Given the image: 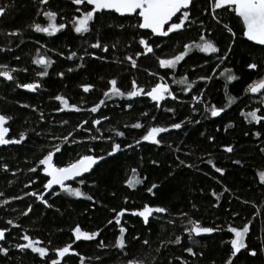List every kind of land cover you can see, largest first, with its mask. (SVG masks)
<instances>
[{
    "label": "trees",
    "instance_id": "1",
    "mask_svg": "<svg viewBox=\"0 0 264 264\" xmlns=\"http://www.w3.org/2000/svg\"><path fill=\"white\" fill-rule=\"evenodd\" d=\"M0 7L6 10L5 15L0 16V65L18 69L13 73L14 81L0 77V114L12 117L7 124L11 138H18L22 132L28 137L19 145L0 146V192L4 193L0 202L5 199L10 201L0 206V229H9L6 240L0 241V246L7 247L9 254L0 255V264H45L35 254L20 252L16 248L17 244L26 243L21 238L25 234L43 241L41 246L49 248V257L52 258H55L56 247L72 243L80 256L67 257L66 264H80L81 258L84 264H127L129 259L143 261L144 264H182V261L187 264H225L230 254L229 241L234 238L228 227L240 228L248 222H251L246 239L249 249L238 254V264H264V252L260 251L261 238H264V184L260 183L258 176L260 171H264V152L261 151L264 148V127L249 124L241 115V112L257 108L264 112V103H261L264 93L252 96L246 91L253 81L264 78V47L254 45L243 37V25L238 17L218 10L222 19L217 24L210 15V0H195L192 22L182 32L169 37H153L132 26L138 23L136 17L116 14L98 15L92 31L81 36L72 30L71 21L80 13L76 12L78 6L71 0H49L48 5L41 4L39 0H0ZM79 7L82 10L85 8L83 5ZM49 10L58 13V24L68 26L51 37L36 33L31 27L35 23L47 26V19L38 13ZM225 23L236 33L235 44H232L231 34L223 27ZM13 32L19 34L10 35ZM200 35L213 40L221 51L209 55L193 50L176 69L159 66V59L178 55L184 45L199 42ZM141 36L149 39L154 53L141 55L137 59V67L132 68L126 57L136 58L135 54L143 51L138 44ZM97 39L102 45L109 46L108 52L89 46ZM230 45L233 50L228 53ZM38 50L39 54L54 61L45 77L38 75L42 67L33 63ZM73 51L77 56L67 59ZM226 53L229 58L221 62L218 57ZM251 62L258 64L256 70L247 67ZM69 68L73 71L69 72ZM225 69H231L239 77V80L227 85L228 93L236 98L231 107H227L225 78L220 76ZM61 72L63 77L59 75ZM185 76L189 82H196L190 92L186 91L185 85L174 83V80ZM205 76L212 79H200ZM161 77L177 99L162 101L160 107H155L146 96L129 100L103 95L109 90L108 81L111 79H116L126 93L131 90L133 80L147 91L162 82ZM33 82L41 85L35 92L16 87L17 83ZM87 84L94 87L85 93L82 85ZM58 95L83 110L58 111L63 107L54 98ZM193 97H199L200 102ZM101 100H105V104L96 113H91L89 109ZM129 104L132 105L130 109L127 107ZM212 105L226 107L227 111L220 117H211L204 109ZM169 108L175 111H166ZM93 119H99L101 123L93 125ZM182 121L184 126L180 130L161 134L162 143L159 146L149 142L135 143L149 127H167ZM137 122L144 127H130ZM229 124L232 127L225 131ZM114 130L125 135L118 137ZM256 132L261 133L259 138L255 136ZM65 136L69 137L67 144L63 140ZM91 137L97 139L92 140ZM73 140L77 142L73 143ZM114 142L121 144L122 151L108 157ZM56 145L61 146V152L54 157L58 166H64L84 154L106 157L81 178L84 184L79 183L80 179L70 183L72 187H79L93 196L95 202L49 194L47 199L53 207L47 208L28 194L46 193L42 166L36 173L29 169L37 167L39 159ZM226 146H232L234 151L225 152ZM89 149L94 151L89 152ZM210 159L225 170L223 176L208 163ZM154 160L156 164L152 163ZM236 160L241 163H233ZM5 164L7 172L2 167ZM132 169L137 170L141 179L146 177L135 189L128 188L126 183L133 175ZM152 184L158 185L153 189L154 195L147 191ZM226 188L228 191H225ZM213 192L219 195V199ZM125 198L128 199L127 204L124 203ZM144 204L164 207L168 211L155 214L148 226L140 218L126 215L122 223L129 230V242L127 255H124L114 247L119 235L118 226L107 223L114 216L111 209L134 210ZM29 206L32 211L27 216L23 215ZM182 213H187V217ZM188 218L200 221L202 226L221 230L194 237L196 243H193L184 231L188 227ZM8 220L20 227L8 224ZM77 224L86 231L101 229L98 239L103 240L105 246L99 247L97 241L74 242L71 229ZM133 236H139L140 240H132ZM177 236L181 237V244L169 243ZM145 239L149 241L148 245L143 244ZM188 247H192L197 255L191 256L185 250ZM157 249L160 251L157 252ZM251 249L257 250L256 257L248 255Z\"/></svg>",
    "mask_w": 264,
    "mask_h": 264
},
{
    "label": "snow or ice",
    "instance_id": "2",
    "mask_svg": "<svg viewBox=\"0 0 264 264\" xmlns=\"http://www.w3.org/2000/svg\"><path fill=\"white\" fill-rule=\"evenodd\" d=\"M41 4L48 5L49 0H39ZM71 2L78 7L76 8V12L80 13V15L73 18L71 21L72 23V30L78 35H84L86 33H90L92 31V26L97 22L98 15H112L116 14L120 17H136L138 23L132 25L135 28L141 30H147V32L153 37H169L170 34L182 32L186 25L190 24L191 21V12L192 9L195 7V0H71ZM85 6L82 10L79 6ZM227 11L233 13L239 20L242 22L243 25V37L249 41L254 43L255 45L264 46V0H210V15L213 20L217 22V24L221 23V16L220 11ZM5 8L0 7V16L5 15ZM48 21L47 26H42L39 23L33 24L31 27L36 33H44L47 36H55L57 33L62 32L68 26L64 23H57V15L58 13L54 11H42L41 13ZM175 18V19H174ZM111 27V25H109ZM121 28L124 25H120ZM224 29L231 34L232 37V44L236 42V33L233 29L225 23L223 25ZM18 32L10 33V35H18ZM138 44L143 48L142 52H137L135 54L136 58L132 56H127L126 59L130 62L132 68L137 67V59L141 55H148L154 53V48L152 43L146 36H141L138 40ZM93 49H101L103 52L109 51V46L104 44L102 45L99 39L96 40L95 43H91L89 45ZM112 47H115L113 45ZM193 50L199 51L205 54H216L219 53L221 50L213 40L208 39L205 35H200L199 42L193 44H186L184 45L183 51H181L178 55L173 56L170 59H159V66L161 68L167 69H176L177 65L185 59L189 55L190 52ZM231 45L228 47L227 52H232ZM77 56L76 52H71L67 59H73ZM99 59V57H95ZM221 62L223 60H227L228 54H224L221 57H218ZM19 59V57H16ZM80 59H83L81 57ZM33 63L41 66L42 71L38 73L40 77H45L48 75V69L54 63L53 60L47 58L44 55L39 54L33 60ZM83 67V65H80ZM250 70H256L258 68V64L256 62H251L247 65ZM18 69L11 68L9 69L8 65H0V77H3L7 81H14L15 77L13 75L14 72H17ZM27 71V69H24ZM69 72L73 71V69L69 68ZM61 77H63L64 73H59ZM155 75V74H152ZM221 77L225 78V96L227 98V107H231L232 104L235 103L236 98L231 96L227 91V85L233 81L239 80V77L232 73L231 69H225L223 72L220 73ZM201 80H211L212 77H200ZM161 81H163V77H161ZM110 88L108 91H105L103 95L105 97H120V98H127L129 100H133L134 98L146 96L150 98L151 101L154 102L155 107H160L161 102L165 101L169 98L172 100H176L177 97L173 93L171 87L168 83L159 82L156 83L154 86L150 88V90H145L143 87L139 86L135 80L132 81L131 90L127 91L126 93L121 90L118 86V81L116 79H111L108 81ZM174 83L185 85L186 91H191L195 85V81L189 82L188 77H182L179 80H174ZM17 88H23L28 91L35 92L37 91L41 85L38 82L33 83H17ZM94 86L91 84L82 85L83 91L85 93L89 92ZM247 92L252 94L257 93H264V78H261L257 81H253L251 84L248 85ZM201 96L203 93L200 94ZM57 101L60 102L63 107L59 108L58 111H64L65 109L75 112H80L83 109L76 105L69 104V101L61 95L54 97ZM194 100L200 102L199 97H193ZM264 103V100L261 101ZM105 104V100H101L98 104L93 106L89 111L91 113H96L102 105ZM22 107H29L28 105H22ZM129 109L132 107L131 104L127 106ZM35 111V109H33ZM195 110V109H194ZM166 111L174 112L175 110L172 108L166 109ZM205 112L210 113L211 117H219L222 113L227 111L226 107H216L212 105L210 107H205ZM43 115V114H41ZM144 116H147L148 113H143ZM241 115L245 116L247 122L249 124H260L261 127H264V112H261L260 108H257L253 111L244 113L241 112ZM12 119L10 116H6L4 114H0V146H8V145H19L24 143L28 137L26 133H20L18 138H11L9 136L10 128L6 125ZM104 119H108V117H104ZM155 120V117H152ZM64 124L68 123V121H63ZM85 124L89 123L88 121H84ZM93 125H99L101 121L99 119H93L91 122ZM199 123V121H197ZM184 126V122L179 123H172L170 126H152L149 127L146 131V134L142 136L140 140H137L135 143L137 145L141 144L142 142H149L153 145L159 146L162 143V135L163 133L170 132L171 130H180ZM82 128L83 125H80ZM126 127H129L126 125ZM131 128L134 129H141L144 127L141 123L137 122L130 125ZM228 127H232L229 124L225 131H227ZM115 131V130H114ZM71 135V134H69ZM115 135L118 137H123L125 134L122 131H115ZM255 136L259 138L261 136L260 132H256ZM158 137H160L158 139ZM92 140L97 139V137H91ZM108 139H111L109 137ZM210 139H215L211 137ZM65 144L69 142V137H63ZM73 143L77 141L73 140ZM133 145H128V147H132ZM94 151V149H89V152ZM122 151L120 143H112L111 151L107 153L108 157H113L117 153ZM224 151L227 153H232L234 148L232 146H226ZM264 152V148L261 149ZM61 152V146L56 145L53 150L48 151L41 159L38 161V166L30 168L29 171L36 173L38 167L42 166V171L44 177L46 178V183L43 184V188L46 193H38V192H31L28 193L29 195L35 197L37 201H39L42 205L47 208H52L53 204L49 203L47 199V195L55 194L57 196L66 195L70 198L76 199H84L87 201H94L93 196L86 194L83 192L79 187H72L71 184L67 183L68 181H74L78 177H83L86 173H89L93 170L95 166H97L100 161L106 160V157L101 156H94L91 154H84L79 156V158L70 161L64 166H58L54 162V157ZM153 164H156L157 161H152ZM208 163L214 168L215 172L219 173L221 176L224 175L225 170L223 168L217 167L215 163L210 159ZM235 164H240L241 161L236 160L233 161ZM180 164H184V161L181 160ZM187 167H191V165H186ZM5 172L8 171V166L5 164L2 166ZM132 177L127 180V187L130 189H135L138 185L144 182V179L139 177L136 169H132ZM259 181L261 184H264V171H260L258 173ZM34 183V181H33ZM80 184H84V180H79ZM27 186V185H26ZM55 186H58L60 191H55ZM158 185L152 184L151 187L147 189L150 194H155L153 189L157 188ZM225 191H228L226 188ZM214 196L219 199V195L217 193H212ZM4 193L0 192V196H3ZM115 195V193H113ZM13 199H23V197H13ZM10 201L5 199L0 202V206L9 204ZM125 204L128 203V199L125 198ZM247 203V201L245 202ZM195 208V205H193ZM32 211L31 206H29L28 211L24 212L23 215L27 216L29 212ZM111 211L114 213L112 219H109L107 223L109 225L118 226L119 235L116 238L114 247L118 249L122 254L127 255V247H128V228L122 223V219L126 215H130L133 217H138L142 220V223L146 226L150 225V218H152L155 214H162L167 213V209L164 207H153L148 204H144L142 208L129 210L128 208H121L119 211L113 208ZM259 215V212H257ZM184 217H187V213L181 214ZM8 224L13 225L12 220L7 221ZM170 223H174L170 221ZM188 227L184 228V231L187 233L188 239L193 243H196L194 237H199L203 235H211L216 231L221 229L217 227H207L202 226L201 222L198 220H194L192 218H188L187 220ZM250 224L251 222L245 223L243 227H235L229 226L228 232L233 234V239L229 241L230 243V254L225 261V264H234V261L239 260V255L242 253V250H248L249 245L246 243V239L249 236L250 232ZM14 227L19 228L20 225L15 224ZM9 229L3 228L0 229V241L6 240V232ZM101 229L96 231H86L81 228L79 224L75 225L74 228L71 229L72 235L74 237V242L79 241H97L99 247H104L103 240H99L98 237L101 235ZM26 243L17 244L16 248L20 252H31L38 256L45 264H48V260H50V264H66V258L69 256H77L79 257L80 254L73 249V244L69 243L63 247H56L54 249L55 258L49 257V248L46 246H41L43 241L38 239H33L28 234H25L21 237ZM132 240L139 241V236H133ZM51 243V242H49ZM169 243L174 244H181V237L177 236L173 241H169ZM144 245H148V240H143ZM191 256H196L197 253L193 251L192 247H188L185 249ZM157 252L160 249L156 250ZM261 252H264V238H261ZM9 254V249L7 247L0 246V255L7 256ZM202 255V253H201ZM248 255L252 257H256L258 255L257 250L251 249L248 251ZM47 258V259H46ZM179 259V258H177ZM80 264H84V259H80ZM127 264H144L143 261H138L136 259H129ZM182 264H187L186 261H182Z\"/></svg>",
    "mask_w": 264,
    "mask_h": 264
},
{
    "label": "water",
    "instance_id": "3",
    "mask_svg": "<svg viewBox=\"0 0 264 264\" xmlns=\"http://www.w3.org/2000/svg\"><path fill=\"white\" fill-rule=\"evenodd\" d=\"M133 17H134V16H133ZM130 18H132V17H130ZM174 19H175V18H174ZM143 31L147 32V30H143ZM248 42H249V41H248ZM250 43H252V42H250ZM252 44H254V43H252ZM254 45H255V44H254ZM257 46H259V45H257ZM262 47H264V46H262ZM261 94H263V93H257V94H252V93H251L252 96H260ZM222 114H223V113H222ZM222 114H221V115H222ZM219 117H220V116H219ZM6 126H7V125H6ZM89 173H90V172H89ZM89 173H86L83 177H85V176L88 175ZM83 177H78L76 180L81 179V178H83ZM74 181H75V180H74ZM71 182H73V181H68L67 183L70 184ZM56 188H59V187H58V186H55V189H56Z\"/></svg>",
    "mask_w": 264,
    "mask_h": 264
},
{
    "label": "rangeland",
    "instance_id": "4",
    "mask_svg": "<svg viewBox=\"0 0 264 264\" xmlns=\"http://www.w3.org/2000/svg\"><path fill=\"white\" fill-rule=\"evenodd\" d=\"M162 82H165V81H164V79H163V81H162ZM165 83H167V82H165Z\"/></svg>",
    "mask_w": 264,
    "mask_h": 264
}]
</instances>
